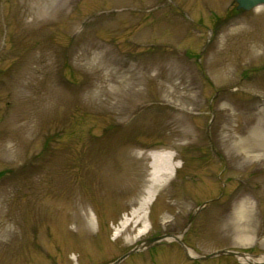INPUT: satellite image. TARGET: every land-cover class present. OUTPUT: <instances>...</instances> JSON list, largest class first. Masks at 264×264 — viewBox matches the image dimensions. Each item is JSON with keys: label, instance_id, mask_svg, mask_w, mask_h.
<instances>
[{"label": "rangeland", "instance_id": "1", "mask_svg": "<svg viewBox=\"0 0 264 264\" xmlns=\"http://www.w3.org/2000/svg\"><path fill=\"white\" fill-rule=\"evenodd\" d=\"M235 7L0 0V264H114L164 234L193 259L167 239L119 264L264 258V7ZM153 153L175 170L141 212Z\"/></svg>", "mask_w": 264, "mask_h": 264}, {"label": "bare ground", "instance_id": "2", "mask_svg": "<svg viewBox=\"0 0 264 264\" xmlns=\"http://www.w3.org/2000/svg\"><path fill=\"white\" fill-rule=\"evenodd\" d=\"M151 158L153 160V167L155 168L153 173L154 177L152 179V183L146 190L145 195L139 204V211L141 212L149 206L150 201L161 182L169 178L172 175V172L175 170L172 155L153 153L151 155ZM126 224L127 222L122 223L123 226H125ZM242 261L245 263L264 264V258L255 260L250 258L249 256H245L244 258H242Z\"/></svg>", "mask_w": 264, "mask_h": 264}, {"label": "water", "instance_id": "3", "mask_svg": "<svg viewBox=\"0 0 264 264\" xmlns=\"http://www.w3.org/2000/svg\"><path fill=\"white\" fill-rule=\"evenodd\" d=\"M235 2L237 3V9L241 10V11H244V12H250V11H252V10L258 8V7H264V0H235ZM169 238L177 240L182 245V247L184 248L186 256L188 258H192L190 256V254H189L188 249L184 245V243L179 238H177L174 235L165 234V235H161V236H158V237H154V238L146 240L143 244L146 247H150V246H152L155 243L161 242V241L169 239ZM143 244L139 245L138 247L134 248L131 252H129V253L125 254L124 256H122L114 264H119L120 262L125 260L127 257H129L131 254H133L135 252H138L140 247L143 246ZM221 255H232V256H236V257H240V258H244L245 257V254H242V253L229 252V251H219L217 253H213V254L207 255L205 257H199V258L203 259V260H208L210 258H213V257H216V256H221ZM250 264H256V263H250Z\"/></svg>", "mask_w": 264, "mask_h": 264}, {"label": "trees", "instance_id": "4", "mask_svg": "<svg viewBox=\"0 0 264 264\" xmlns=\"http://www.w3.org/2000/svg\"><path fill=\"white\" fill-rule=\"evenodd\" d=\"M235 13L239 14V12L237 10H235Z\"/></svg>", "mask_w": 264, "mask_h": 264}]
</instances>
